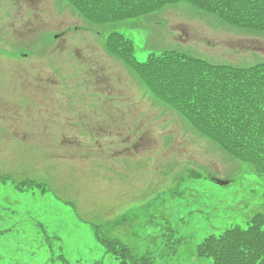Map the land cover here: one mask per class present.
Masks as SVG:
<instances>
[{"label":"rangeland","instance_id":"1","mask_svg":"<svg viewBox=\"0 0 264 264\" xmlns=\"http://www.w3.org/2000/svg\"><path fill=\"white\" fill-rule=\"evenodd\" d=\"M1 4L0 15L11 18L0 20V37L26 30L21 43L0 45V264H95L105 253L96 223L154 264H211L197 255L207 235L264 215L263 176L154 101L133 69L102 54L109 33L119 31L140 61L177 50L246 66L264 62V32L186 1L102 24L67 0ZM23 5L36 9L28 8L23 30L11 31ZM30 179L43 185H20Z\"/></svg>","mask_w":264,"mask_h":264},{"label":"trees","instance_id":"2","mask_svg":"<svg viewBox=\"0 0 264 264\" xmlns=\"http://www.w3.org/2000/svg\"><path fill=\"white\" fill-rule=\"evenodd\" d=\"M69 1L94 23L122 22L186 1L232 25L264 31V0ZM105 49L137 73L140 84H145L155 95H152L154 101L174 108L196 133L216 142L232 158L251 165L264 177V62L250 66L212 64L177 50L151 53L145 61H140L135 55L133 40L119 31L109 33ZM81 72L88 78L97 76L95 70ZM97 101L105 103L106 99ZM147 133L151 134L143 130L141 136ZM231 182L219 181L222 185ZM24 184L41 186L43 181L20 182ZM263 224L264 215L257 213L249 218L246 226L234 224L211 233L198 245L197 255L211 264H264ZM93 227L108 259V263L99 264H115L116 260L120 261L116 264H154L153 256L134 252L112 231L100 229L97 224ZM57 255L54 250L56 258Z\"/></svg>","mask_w":264,"mask_h":264}]
</instances>
